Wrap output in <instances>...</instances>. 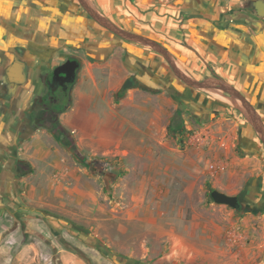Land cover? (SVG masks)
Instances as JSON below:
<instances>
[{"label":"crops","instance_id":"0c3cea01","mask_svg":"<svg viewBox=\"0 0 264 264\" xmlns=\"http://www.w3.org/2000/svg\"><path fill=\"white\" fill-rule=\"evenodd\" d=\"M57 1L0 0V264H44L45 256L52 264H264V198L257 209L256 202L247 211L227 209L225 220L201 218L185 184L206 147L218 154L225 145L223 192L264 195L261 139L247 118L229 108L231 116L195 128L186 145L194 154H182L175 137L183 132H169L178 102L169 85L141 78L146 86L134 80L124 89L143 58L127 54V43L107 41L105 28L73 11L71 1ZM172 1L96 6L118 25L177 49L184 63L180 41L198 59L206 54L264 121V21L250 12L235 14V24L234 15L218 21L239 0ZM175 26L180 38L172 37ZM69 57L81 63L76 80L43 122L44 76ZM15 61L25 71L22 83L7 74Z\"/></svg>","mask_w":264,"mask_h":264},{"label":"rangeland","instance_id":"374dc122","mask_svg":"<svg viewBox=\"0 0 264 264\" xmlns=\"http://www.w3.org/2000/svg\"><path fill=\"white\" fill-rule=\"evenodd\" d=\"M54 1L59 3L57 0H54ZM69 1H71L74 4L73 11L87 15L86 11L80 5L78 0H69ZM229 1H232V0H217L216 2H217V5H219V3H222L223 5H225L226 3H229ZM91 2L95 6L99 4V0H91ZM171 2L173 3L172 0ZM232 2L233 3L237 2V0H233ZM236 7L237 6L233 7L232 10L230 11L228 10V12L221 14V18H219L218 21H225L226 16H224V14L230 15V16L232 15L236 16L235 15L236 14L235 12L237 10ZM61 11L62 13L65 12L64 9H62ZM237 18H239L238 20H240V17L238 16L233 17V19H230L232 20L231 23L233 22V24H235L238 21ZM95 24L96 26H100L97 22H95ZM230 24L227 23L225 26L228 27ZM217 25H220V24L217 22ZM220 27L223 28L224 26L221 25ZM172 31H176L175 33H177L178 27L177 26L173 27ZM105 32L107 34V41L109 40V38H113L115 42L127 43L128 45L131 46L130 47L131 49L130 48L127 49L126 51L127 54L129 53L134 54V52L137 51L138 52L137 54L140 55L139 57L143 58L144 62H141V61L138 62V68H137L138 71L133 75L136 85H140V86L147 85V83L143 84V81H141V78H146L147 82L148 83L150 82L152 86L153 84L155 85L156 80L159 79V81L161 82L163 79L164 83L169 85L170 95L173 96L172 93L174 92L175 95L178 97L177 100L179 103L175 102L172 105L171 110H174L175 112V117L172 120V122L177 123V121H180V119H183L185 127H186L185 131L179 137H175L177 140L176 143L178 147L181 149L182 154H185V155L194 154V153L192 154L193 150L191 152L190 150L191 148L189 149L186 148V145H189V141L192 137L191 135H193L196 131L195 128L205 127V125H209L210 123H213L215 121L217 122V120H224L225 117H228L229 115L231 116V113H229V108L235 112L232 114H236L240 118L246 119V117L242 114V112L239 110L237 105L231 100H229L230 97L224 91L211 90V89H195V88L189 87L175 75V73L173 72L172 68L167 63V61L153 48L143 45L141 43L124 40L120 38L119 36L113 34L107 29H105ZM178 33L174 34V36L172 35V37L178 36L180 38V35L183 32H178ZM168 38L174 41L173 40L174 38H170V37ZM164 42L168 45V47L172 46V48L174 49L177 48L169 40L165 41L164 39ZM179 43L182 44V46L184 47L181 49L185 50V52L187 53L185 57L187 58V61L189 60V62L184 63L183 59L181 60V58H184V56H181L180 58L178 57V55L180 54L177 49L171 50V48H169V50L173 54L174 58L177 61V64L179 65L181 69H183L190 76L198 78V79H204L203 77L207 75L208 76L217 75L214 69L211 67V65L208 64V62L206 61L209 58L207 57L206 54L203 56H200L202 58L198 59L196 54L187 48L188 45L187 46L185 45L186 41H180ZM141 55L143 57H141ZM218 63L225 67L226 66L228 67L229 65V61L225 59L219 60ZM224 79L229 80V78H224ZM178 110H182L181 116H176ZM45 122L48 123L49 120L47 119ZM261 145H262V156H263L262 159H263V164H264V145L262 141H261ZM211 162L223 164V168L219 169L218 172H213L209 167ZM199 165L200 166H197L195 169H191V171L194 174L187 175V180L185 181V184L187 183L188 185H190V187L194 189V194H192L190 198L192 201H195V206L200 207V209L198 208L199 213H200L199 217L216 218L219 220H225L226 218H228L226 216V210L228 209L230 211V210H233V208L225 204L220 205V204L215 203L211 197V190L213 189H219L221 191H225L226 189L229 190V180L227 179V176H228L227 169L229 168V148L228 146L224 145V147L222 148L219 147L218 154L215 153V149L212 150V153L210 154L209 148L206 147L203 153V156L200 158ZM261 173L263 174L264 170H262ZM182 181L183 180H180V182ZM234 190L239 191L238 195L240 196L241 200L245 202V205H246L243 209L241 208V209H236V210L247 211L246 209L254 208L252 204L255 202L257 205V206L255 205L256 206L255 208L257 209V207L261 205L263 202L264 195L258 196L257 194L256 196V194H250L249 196L248 194V197H247V192H243L244 189H240V190L234 189ZM221 206H223L226 209L224 211H221L220 209H216V208H221ZM252 212L253 214L257 213L256 211L255 212L251 211L250 214ZM231 217L232 216L229 214V218Z\"/></svg>","mask_w":264,"mask_h":264},{"label":"water","instance_id":"95a60500","mask_svg":"<svg viewBox=\"0 0 264 264\" xmlns=\"http://www.w3.org/2000/svg\"><path fill=\"white\" fill-rule=\"evenodd\" d=\"M78 2L88 15L103 28L124 40L141 43L153 48L167 61L175 75L187 86L195 89L222 90L227 93L259 134L264 145V121L262 116L241 90L220 76H209L204 79L190 76L179 67L171 51L157 39L118 25L113 20L103 15L91 0H78ZM252 7L255 8L256 15L259 18L264 19V0L253 1ZM79 66L80 62L77 59H68L66 62L55 68V78H53L51 83L55 84L56 82H59V84L66 90L68 88L67 83H73L76 80V71ZM7 74L9 78L18 83H22L26 79L25 71L19 61L13 62L8 67ZM56 76L61 78H57ZM133 85V79L129 78L124 84V89H128ZM55 89L56 88L53 87V91H55ZM211 197L215 203L225 204L235 209H240L245 205V202L241 200L240 196L228 194L219 189L211 190Z\"/></svg>","mask_w":264,"mask_h":264},{"label":"flooded vegetation","instance_id":"af4514ba","mask_svg":"<svg viewBox=\"0 0 264 264\" xmlns=\"http://www.w3.org/2000/svg\"><path fill=\"white\" fill-rule=\"evenodd\" d=\"M253 1H255V0H251V1L239 0L238 6L236 7L237 10H236L235 13L236 14H241V13H246V12L249 13L250 12L255 18H258V19H261L262 21H264V19L259 18L256 15V12H255L256 10H255V8L252 7ZM87 15H88V13H87ZM89 18H91V17L89 16ZM239 23H241V22H239ZM229 24H230V22H229ZM230 25H229V27H230ZM68 59H77V58L69 57L64 62H66ZM64 62H61V63L55 65L54 67L50 68L48 70V72L44 76V78H45V80H44V91L42 92V99H41V106H42V108H41L42 112L41 113H42V115H40V116H43V118H44L43 121L44 122L47 120L46 117L44 116L45 110L46 111L49 110V109L54 110V107L58 103L63 101L64 97H66V95L69 92L70 86L73 84V83H67L68 88L65 90L64 87L59 84V82H56L55 84L51 83L53 78H55V74H54L55 68L57 66L63 64ZM80 65H81V63H80ZM79 68H80V66L77 68L76 74L78 73ZM211 76H215V75H211ZM56 77L57 78H61V77H58V76H56ZM76 77H77V75H76ZM206 77H209V76H205L203 78H206ZM131 78L133 79V81L135 80L133 77H131ZM53 87L56 88L55 91H53Z\"/></svg>","mask_w":264,"mask_h":264},{"label":"built area","instance_id":"2783aa9c","mask_svg":"<svg viewBox=\"0 0 264 264\" xmlns=\"http://www.w3.org/2000/svg\"><path fill=\"white\" fill-rule=\"evenodd\" d=\"M108 165V164H107ZM210 169L213 171V172H218V170L219 169H222L223 168V164H220V163H216V162H211L210 163ZM14 240V237H13V235L11 234L8 238H7V240H6V243L8 244V245H10V244H12V241ZM43 263L44 264H52L53 263V260H52V258L50 257V256H45L44 258H43Z\"/></svg>","mask_w":264,"mask_h":264},{"label":"trees","instance_id":"16d2710c","mask_svg":"<svg viewBox=\"0 0 264 264\" xmlns=\"http://www.w3.org/2000/svg\"><path fill=\"white\" fill-rule=\"evenodd\" d=\"M182 110H178L176 116H181ZM55 123V121H53V124ZM185 124L183 122L182 119H180V121H177V123L172 122L169 125V132H171V134H177V133H182L185 131Z\"/></svg>","mask_w":264,"mask_h":264},{"label":"bare ground","instance_id":"6f19581e","mask_svg":"<svg viewBox=\"0 0 264 264\" xmlns=\"http://www.w3.org/2000/svg\"><path fill=\"white\" fill-rule=\"evenodd\" d=\"M229 100H231V98H229ZM232 101V100H231ZM233 102V101H232Z\"/></svg>","mask_w":264,"mask_h":264}]
</instances>
